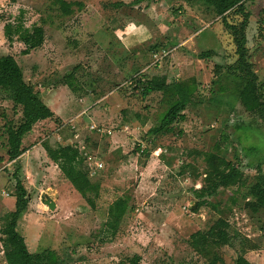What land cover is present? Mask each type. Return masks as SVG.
<instances>
[{"label":"rangeland","instance_id":"374dc122","mask_svg":"<svg viewBox=\"0 0 264 264\" xmlns=\"http://www.w3.org/2000/svg\"><path fill=\"white\" fill-rule=\"evenodd\" d=\"M65 1L75 4L71 16H64L55 0H0V56L17 60L26 81L58 118L36 124L23 142L25 152L9 162L6 126L17 123L21 113L0 92V224L14 205L13 174L20 167L30 202L18 229L30 252L51 248L72 264H125L135 254L141 264H210L215 254L224 260L218 264H233L235 255L211 247L199 255L188 244L192 234L222 217L231 234L255 246L246 249L248 260L264 264V210L254 214L245 206L258 164L264 174V121L239 105V79L214 75L216 65L233 58L231 38L213 10L199 0L137 5L135 0ZM122 2L125 8L118 7ZM247 8L252 12L250 57L264 81V0ZM18 18L27 28L45 30L43 46L28 55L21 53L22 43L14 39L10 45L4 35V26ZM156 46L171 53L159 67H149ZM207 50L216 55L200 60ZM144 72L147 77L169 73L171 81L193 88L196 102L175 133L156 137L162 149L149 155H140L137 148L151 138L147 132L160 124L168 106L163 94L144 99L130 84ZM92 123L112 134L91 133ZM74 129L80 135L75 140H82L80 150L89 148L104 165L91 177L100 183L98 196L88 195L96 204L94 213L43 147L44 142L55 147L66 141ZM218 145L220 155L241 165L247 182L241 189L220 190L209 205L198 208L196 194L205 187L204 156ZM187 165L191 168L183 171ZM123 196L130 198L132 210L110 239L104 231L107 210ZM47 198L59 206L50 210L43 203ZM4 250L0 237V264H6Z\"/></svg>","mask_w":264,"mask_h":264},{"label":"trees","instance_id":"16d2710c","mask_svg":"<svg viewBox=\"0 0 264 264\" xmlns=\"http://www.w3.org/2000/svg\"><path fill=\"white\" fill-rule=\"evenodd\" d=\"M55 1L64 16L74 14V3L66 2L65 0ZM146 1L150 2V0H135L133 5ZM183 1L191 2L194 0ZM199 1L213 10L217 18H219L218 23L225 27L231 38L230 50L233 59L223 65H216L214 75L216 77L225 76L229 79H239L242 82V87L237 95L239 105L247 114L255 115L264 121V81L260 78L251 61L248 38L252 12L247 8V4H253L256 0ZM118 7L125 8L126 4L122 2L118 4ZM234 16L237 20H234ZM4 35L10 45H12L14 39L24 45V50L21 52L23 55H28L32 51L41 48L45 42L43 26L34 25L31 28H27L20 18L15 23H7L4 26ZM159 47L152 48L154 52L149 60V67L153 61L154 53H159L161 50L171 53V49L165 46ZM215 55L216 52L214 50H207L200 54L199 59L204 61ZM147 73L136 75L132 78L130 84H135L134 88L144 99L155 93L163 94L162 98L166 100L168 107L161 118L160 124L147 132L146 136L148 135L147 137L151 138L148 141L144 138L146 144L138 146L137 149L140 155H149V153L155 152L158 148L161 150V146L157 145L156 137L175 133V130L179 129V125L186 120V110L190 105L196 104L195 96L193 95L194 90L188 84L171 81L167 75L147 77ZM30 82L26 81L21 66L12 55L0 56V92L6 94L8 99L12 101L14 109L19 110L21 113V118L17 123L10 121L6 126V155L9 162H16L25 152L23 140L32 132L36 124L52 119L57 121L58 119L51 108L44 102L34 84ZM91 133L98 135L96 132ZM75 136L76 131L74 129V132L66 141L62 140L63 142L55 147L51 146L49 142H44L43 147L48 157L58 166L65 179L81 195V198L87 202L90 211L94 213L96 204L88 195L89 193H94L95 196H98L100 183L92 180L84 152L82 153L80 150L82 140H74ZM83 140L85 144H88V137ZM220 148L219 145L215 146V151L209 152L204 156L205 187L196 194L198 208L209 205L208 199L216 196L220 190L235 186L241 189L246 185L247 178L241 165H237L233 160H228L225 156L220 155L218 153ZM87 149L86 151L92 153L89 148ZM261 167L262 164H258L255 182L248 192L251 200L245 204L246 208L254 214L264 210V174ZM182 168L185 171L191 166L187 165ZM20 170L21 168L18 167L13 174V179L15 180L12 195L15 198L14 209L7 212L5 224L3 226L0 224V237L5 247L3 253L5 263L72 264L68 263L57 251L51 248L35 253L29 251L26 240L18 229L19 220L27 212L30 202V196ZM131 210L132 207L128 196L119 197L109 205L107 210L108 219L104 224V231L109 234L110 239H114L117 236L121 223L126 217L130 216ZM230 227L229 221L220 217L208 230L192 234L188 244L199 255L206 254L211 247L218 249L223 255H235L236 258H234L233 264H253L246 257V249H253L255 246L251 247L249 241L244 237L231 234ZM69 261H72L71 258H69ZM141 261V256L135 254L127 258L125 264H141ZM223 261L220 254H215L210 264L223 263Z\"/></svg>","mask_w":264,"mask_h":264},{"label":"built area","instance_id":"2783aa9c","mask_svg":"<svg viewBox=\"0 0 264 264\" xmlns=\"http://www.w3.org/2000/svg\"><path fill=\"white\" fill-rule=\"evenodd\" d=\"M169 51L166 50H161L159 53H154L153 54V61L150 65V67H159L162 63V60L166 58L169 55ZM89 129L91 132H96L99 136H106V135H111L112 131L109 130L108 128H104L101 125H97L95 123L90 124ZM81 151L84 152V157L86 159V162L89 166L90 170V176H96L99 171H101L104 167L102 161L96 156L92 155L88 151H86V148L83 147ZM3 194L7 197H9V194L3 192Z\"/></svg>","mask_w":264,"mask_h":264},{"label":"crops","instance_id":"0c3cea01","mask_svg":"<svg viewBox=\"0 0 264 264\" xmlns=\"http://www.w3.org/2000/svg\"><path fill=\"white\" fill-rule=\"evenodd\" d=\"M165 75H170V74L168 73V74H165ZM168 77H170V76H168ZM54 113H55V112H54ZM42 122L45 123L46 121H42ZM88 128H89V127H88ZM33 130H34V129H33ZM89 130H90V129H89ZM75 131H76V130H75ZM32 132H33V131H32ZM30 134H31V133H29V134L24 138L23 142L25 141V139H29V138H30V137H29ZM79 137H80V135H79V133L77 132V133H76V136L74 137V140L77 139V138H79ZM73 189H74V188H73ZM14 205H15V201H14ZM14 205H10V206H9V208H8L9 211H10L11 209H12V210L14 209ZM56 205H57V207L59 206L58 203H56ZM12 210H11V211H12ZM27 246H28V245H27ZM28 249H29V248H28ZM37 250H38V249H37ZM29 251H30V250H29ZM32 253H33V252H32ZM34 253H35V252H34Z\"/></svg>","mask_w":264,"mask_h":264},{"label":"water","instance_id":"95a60500","mask_svg":"<svg viewBox=\"0 0 264 264\" xmlns=\"http://www.w3.org/2000/svg\"><path fill=\"white\" fill-rule=\"evenodd\" d=\"M43 203L46 204L50 210H55L56 208V202L50 198L43 200Z\"/></svg>","mask_w":264,"mask_h":264}]
</instances>
